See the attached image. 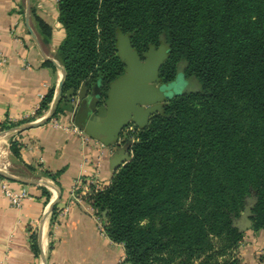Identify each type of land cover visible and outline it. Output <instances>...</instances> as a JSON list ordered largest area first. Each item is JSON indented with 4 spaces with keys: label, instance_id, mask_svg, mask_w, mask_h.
Masks as SVG:
<instances>
[{
    "label": "trees",
    "instance_id": "1",
    "mask_svg": "<svg viewBox=\"0 0 264 264\" xmlns=\"http://www.w3.org/2000/svg\"><path fill=\"white\" fill-rule=\"evenodd\" d=\"M57 9L65 33L57 49L62 97L99 83L105 99L124 72L118 33L130 35L140 58L150 46H167L162 83L179 69L199 83L135 127L129 160L83 198L103 217L107 237L123 246L125 264H239L226 256L244 237L233 220L251 193L249 230L264 231V0H58ZM34 20L48 37L49 27ZM62 112L57 106L53 117ZM11 151L18 154L13 142ZM215 238L220 260L211 254Z\"/></svg>",
    "mask_w": 264,
    "mask_h": 264
},
{
    "label": "crops",
    "instance_id": "2",
    "mask_svg": "<svg viewBox=\"0 0 264 264\" xmlns=\"http://www.w3.org/2000/svg\"><path fill=\"white\" fill-rule=\"evenodd\" d=\"M57 2L0 0V51L6 58L0 68V125L31 116L41 96L49 90L56 92L61 70L44 55L61 65L57 49L65 33L58 22ZM34 16L49 27L48 37ZM78 95L72 99L62 97L59 102L63 121H73ZM95 137L55 129L48 121L0 136V170L13 177L0 175V180L9 181L16 189L26 188L33 197L14 208L0 191L1 264H120L123 246L99 233L87 211L89 204L70 203L75 181L104 187L120 167L123 156L117 157L115 148L100 142L104 143L107 136ZM12 142L17 146V155L11 151ZM45 184L59 189L54 215L49 206L56 193ZM66 206L67 212L60 214ZM244 244L251 248L243 253L244 264H264V231L249 230Z\"/></svg>",
    "mask_w": 264,
    "mask_h": 264
},
{
    "label": "water",
    "instance_id": "3",
    "mask_svg": "<svg viewBox=\"0 0 264 264\" xmlns=\"http://www.w3.org/2000/svg\"><path fill=\"white\" fill-rule=\"evenodd\" d=\"M28 15L27 12L26 20H28ZM29 31L35 40L30 28ZM116 50L118 57L124 64V72L109 84L105 99L102 100L99 83H95L91 89L86 84H81L77 91L71 90L65 93L63 97L72 99L76 93H79L78 105L73 118L74 124L82 129L86 135L95 139V135H106L107 139L104 143L99 141L104 146L115 148L117 157L123 156L120 162L121 166L129 160L128 145L131 143L125 141V139L119 141L123 129L130 124L139 129L144 128L148 124L151 115L162 113L166 101L185 92L186 81L184 80L183 71L179 69L174 81L161 82L159 69L168 57V49L163 42L157 49L150 46L148 51L143 53V60H141L137 51L131 46L130 35L118 33ZM44 57L61 70V79L46 116L39 121L24 123L0 132V136L41 125L54 116L56 107L62 99V87L66 73L64 68L53 58L45 55ZM89 90H91L90 94H88ZM0 175L6 179H13L2 170H0ZM45 185L56 193L55 199L49 206V211H52L55 202L59 198V189L54 185ZM255 203L256 198L254 193H251V196L246 198L243 211L233 221V226L239 232L242 233L252 226L251 216Z\"/></svg>",
    "mask_w": 264,
    "mask_h": 264
},
{
    "label": "built area",
    "instance_id": "4",
    "mask_svg": "<svg viewBox=\"0 0 264 264\" xmlns=\"http://www.w3.org/2000/svg\"><path fill=\"white\" fill-rule=\"evenodd\" d=\"M5 63H6V58L2 54V52L0 51V68ZM43 98H44V96H41V101ZM39 108H40V103L37 104L35 111H33L31 116L24 117L21 120H14V121L10 120V122L17 123L19 121L29 120L26 123H30V122L39 121L40 119L43 118V116H40V117L36 116V111ZM48 124L55 129H59V130L65 131V132H71V133H75V134L83 135V136L86 135L82 129H80L78 126H76L74 124V122L72 120H70V122H65L61 119L60 115H58L56 117L52 116L48 120ZM132 131H133V125L132 124L125 127L122 131L121 138L119 141L121 142L124 138L129 136L130 135L129 133H131ZM91 187L94 190L102 188L100 185L96 184L95 182H87V181H83L80 179L75 181V183L73 184V186L70 190V196H71L70 203H81L83 201V198L91 191V189H92ZM0 191H1L2 195L9 201L10 205L14 208H20L22 206V204L24 203V201L31 200L33 198L31 196V194L27 191L26 188L21 187V188L16 189L15 187H12V185L10 184L9 181L4 180V179L0 180ZM67 210H68V208L66 206L61 210L60 214H65L67 212ZM87 211L93 217L99 233L102 235H106L105 231H104V219H103V217H101L99 214H97L90 205H89V207H87ZM124 261H125V255L123 254L119 259V263L125 264Z\"/></svg>",
    "mask_w": 264,
    "mask_h": 264
},
{
    "label": "rangeland",
    "instance_id": "5",
    "mask_svg": "<svg viewBox=\"0 0 264 264\" xmlns=\"http://www.w3.org/2000/svg\"><path fill=\"white\" fill-rule=\"evenodd\" d=\"M180 65H182V64H180ZM184 79L187 82V84L184 87V91H195V90L199 89V83L194 77H190V78L184 77ZM135 132H136V129H135V126L133 125V131L131 132V134L129 133L130 134L129 136L124 138L125 141L127 140V141H130L132 143L134 141ZM236 219H234V220H236ZM248 231H249V229L244 231V237H243L241 243L238 245V247L232 251L227 252V254H228L226 256L227 258H229L233 255L234 257H236L239 260V264H244L243 253L244 252L246 253L247 251H250L249 249H251L249 247L247 248V246L245 244L243 245V243L245 241V236L248 233ZM212 243H213L214 249L211 252V254H215L216 255L215 257L220 260V258H218L217 255L219 254L218 251L221 248L222 242L219 239L215 238V239H213Z\"/></svg>",
    "mask_w": 264,
    "mask_h": 264
},
{
    "label": "flooded vegetation",
    "instance_id": "6",
    "mask_svg": "<svg viewBox=\"0 0 264 264\" xmlns=\"http://www.w3.org/2000/svg\"><path fill=\"white\" fill-rule=\"evenodd\" d=\"M157 49V48H156ZM141 60H143V57H141ZM185 80V79H184ZM186 84H187V82H186Z\"/></svg>",
    "mask_w": 264,
    "mask_h": 264
}]
</instances>
